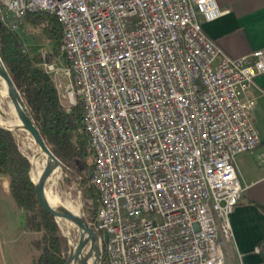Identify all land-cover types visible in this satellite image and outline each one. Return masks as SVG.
<instances>
[{"label":"built area","instance_id":"obj_1","mask_svg":"<svg viewBox=\"0 0 264 264\" xmlns=\"http://www.w3.org/2000/svg\"><path fill=\"white\" fill-rule=\"evenodd\" d=\"M29 12L63 29L68 65L45 68L68 78V110L83 105L99 194L89 225L108 235V263L226 264L245 190L237 158L260 145L245 94L264 48L226 55L204 30L223 14L216 0H0L15 32Z\"/></svg>","mask_w":264,"mask_h":264},{"label":"trees","instance_id":"obj_2","mask_svg":"<svg viewBox=\"0 0 264 264\" xmlns=\"http://www.w3.org/2000/svg\"><path fill=\"white\" fill-rule=\"evenodd\" d=\"M25 22L45 28L60 50L63 29L56 16L29 12ZM0 57L47 146L69 174L66 182L71 184L79 178L87 202L88 217L84 219L89 224L96 218L99 194L90 184L95 156L89 137L83 131L82 102L78 100L70 110L62 107L53 77L41 67L40 59L26 53L19 34L6 26L1 16ZM31 168L15 134L0 127V177L7 178L11 198L24 214L23 229L41 234L40 239L32 243L40 255L31 264H66L69 242L56 219L39 205L30 176ZM260 208L264 212V206ZM97 233L103 238V233ZM100 264H109L105 254H102Z\"/></svg>","mask_w":264,"mask_h":264},{"label":"crops","instance_id":"obj_3","mask_svg":"<svg viewBox=\"0 0 264 264\" xmlns=\"http://www.w3.org/2000/svg\"><path fill=\"white\" fill-rule=\"evenodd\" d=\"M216 2L223 14L216 21L206 23L204 30L226 55L243 58L264 48V0ZM245 97L256 103L252 119L259 133L260 145L257 151L237 158V173L245 190L231 215L233 240L226 246V252L230 264H263V256L256 254L255 249L264 241V212L260 208L264 206V164L260 158L264 153V74L257 77L255 86L246 92ZM2 204L24 215L11 198L6 177H0ZM22 233L26 236L25 255L22 262L16 264H31L40 255L32 243L39 240L41 234L24 229ZM0 264H8L1 248Z\"/></svg>","mask_w":264,"mask_h":264},{"label":"rangeland","instance_id":"obj_4","mask_svg":"<svg viewBox=\"0 0 264 264\" xmlns=\"http://www.w3.org/2000/svg\"><path fill=\"white\" fill-rule=\"evenodd\" d=\"M16 33L19 34L26 53L30 54L34 58L40 59V65L43 67V69L46 70L45 62L55 64L60 69L67 66L59 48H56V44L52 38V35L45 28H36L33 25L24 22L23 25L18 30H16ZM51 76L53 77L58 90L61 105L66 110H68L67 102L63 97L64 87L69 83V80L61 73H59L57 76ZM16 138L22 153L26 156L32 154V151L26 147V136L21 134ZM68 175L69 174L67 171L64 169V167H62L61 178L56 191L60 194L64 201H69L76 207H80L79 214L83 218L88 217V212L85 209V204L87 202L84 199L79 178L75 179V181L71 184H68L66 182ZM94 222L95 219H91L90 223L92 224ZM22 224H24V215L18 214L16 211L9 210L6 204L0 205V248L3 249L5 259L8 264H16L18 262L21 263L22 259L24 258L26 249V236L22 233ZM59 227L63 235L67 238L70 246V239L64 234L60 225ZM71 233L74 238L79 240L80 232L77 229H73ZM226 246H228V244ZM90 249V245L87 246L83 254L88 256ZM93 260L94 259L92 257L91 261ZM226 264H230L227 252Z\"/></svg>","mask_w":264,"mask_h":264},{"label":"water","instance_id":"obj_5","mask_svg":"<svg viewBox=\"0 0 264 264\" xmlns=\"http://www.w3.org/2000/svg\"><path fill=\"white\" fill-rule=\"evenodd\" d=\"M0 74L2 77L8 82L9 84V98L13 102L16 111L18 113V118L22 122V124L25 126L26 130L28 133L34 138L36 143L40 148H42L46 153L49 154L46 166L43 170V173L41 175V178L39 179L38 182H34L32 179V170L36 168V163H33V161L27 156L29 159L32 168H31V180L36 188V197L39 202V205L41 208L49 215L53 216L57 223L59 224L58 220H66V221H73L76 222L81 230H80V237L77 242V246L75 249V252H71V247H70V253H69V258L66 262V264H72L73 262H82L81 259V254L84 252L86 249V237H89L91 239L90 243V252L87 258L91 259L93 257L92 264H100L101 256H102V251L100 247V237L97 232H95L91 226L85 221V219L80 215V214H75L69 210H61L59 212H56L51 205L48 202V198L46 195V185L48 183V180L53 173V167H54V162H58L62 168V163L58 160V158L52 153V151L49 149L47 146L44 138L40 134L38 128L36 127L33 119L31 118L29 111L18 91L16 88L14 82L12 81L1 57H0ZM1 127V126H0ZM4 130L10 131L12 133L15 132V129L13 128H4L1 127ZM104 241H108V235L104 234Z\"/></svg>","mask_w":264,"mask_h":264},{"label":"bare ground","instance_id":"obj_6","mask_svg":"<svg viewBox=\"0 0 264 264\" xmlns=\"http://www.w3.org/2000/svg\"><path fill=\"white\" fill-rule=\"evenodd\" d=\"M0 126L4 128L15 129V136L24 134L26 136L27 148L32 151V154L28 157L36 163V168L32 170V179L34 182H38L41 178L43 170L46 166L49 154L38 146L34 138L28 133L25 126L18 118V113L13 102L9 98V84L0 74ZM62 168L58 162H54L53 173L51 174L48 183L46 185V195L51 207L59 212L61 210H69L75 214H79L80 207H76L69 201H64L60 194L56 191L58 183L61 178ZM59 225L61 226L64 234L70 239L71 252L74 253L78 240L72 236L71 231L77 229L81 230L80 226L73 221H66L59 219ZM91 239L86 237V245L89 246ZM82 262H73L72 264H92L91 259L87 258L83 253L81 254Z\"/></svg>","mask_w":264,"mask_h":264}]
</instances>
